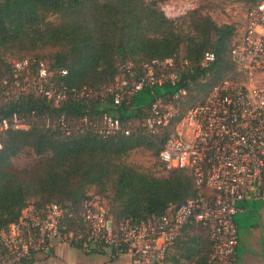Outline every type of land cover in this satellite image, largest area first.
I'll use <instances>...</instances> for the list:
<instances>
[{"label":"built area","instance_id":"obj_1","mask_svg":"<svg viewBox=\"0 0 264 264\" xmlns=\"http://www.w3.org/2000/svg\"><path fill=\"white\" fill-rule=\"evenodd\" d=\"M194 7L195 0H186V9ZM229 56L235 77L214 84L202 102L182 111L183 77L192 72L186 58L126 61L109 84L77 89L67 87L62 79L66 70L47 58L12 59L9 73L0 78V148L7 131L25 130L35 120L4 113L9 103L32 97L48 106L79 99L128 106L141 90L169 85L174 89L154 97L142 119L121 120L103 112L70 125L64 116L41 115L40 126L63 135L94 131L101 138L165 131L156 160L165 171H186L195 196L140 221H114L107 203L93 196L81 202L78 212L54 202L37 207L27 200L17 218L0 229V264H21L57 243L85 253L104 251L110 258L128 254L131 264H164L167 249L194 223L208 229L210 251L204 264H234L236 203L264 200V0L245 11ZM214 59L211 51L203 52L199 67L208 69Z\"/></svg>","mask_w":264,"mask_h":264},{"label":"trees","instance_id":"obj_2","mask_svg":"<svg viewBox=\"0 0 264 264\" xmlns=\"http://www.w3.org/2000/svg\"><path fill=\"white\" fill-rule=\"evenodd\" d=\"M165 1L0 0V78L9 73L6 55L47 58L66 70L62 79L67 87L76 89L109 84L126 61L182 57L189 61L192 72L183 77L186 95L181 99V111L200 103L214 84L235 75L229 52L236 28L231 23L217 24L198 9L176 22L164 15L160 5ZM236 1L250 7L261 0ZM46 47L55 51L44 56L33 53ZM205 51L215 57L208 69L198 64ZM156 88L141 90L128 106L92 99L48 106L32 97L9 103L4 113L15 111L36 121L25 130H9L3 137L0 229L17 218L27 200L37 207L54 202L78 212L81 202L91 196L90 186L108 187L103 201L114 221L160 215L195 196L186 171L156 177L124 161L139 148L156 155L165 131L101 138L94 131L63 135L40 126L41 115L64 116L70 125L84 115L95 118L103 112L121 120L142 119L154 97L174 89L169 85ZM23 152L33 157L32 163L17 167L12 160Z\"/></svg>","mask_w":264,"mask_h":264},{"label":"crops","instance_id":"obj_3","mask_svg":"<svg viewBox=\"0 0 264 264\" xmlns=\"http://www.w3.org/2000/svg\"><path fill=\"white\" fill-rule=\"evenodd\" d=\"M236 207L237 212L233 216L237 236L234 264H261L264 262V200H241L236 203ZM236 215L254 218L236 219ZM209 251L207 227L201 224H189L184 227L181 237L167 249L164 264H204ZM30 264L131 263L128 254L110 258L104 251L85 253L78 251L72 245L68 248L59 245L48 255H36Z\"/></svg>","mask_w":264,"mask_h":264},{"label":"rangeland","instance_id":"obj_4","mask_svg":"<svg viewBox=\"0 0 264 264\" xmlns=\"http://www.w3.org/2000/svg\"><path fill=\"white\" fill-rule=\"evenodd\" d=\"M185 2L186 0H166L160 5V7L166 17L173 19L176 22H179L180 17H183L186 13L191 12L195 9H198L202 13H206L210 15V17L214 20L215 23L217 24L231 23L235 26L236 29L240 27L243 15L245 11L247 10V8L249 7L248 4H245L243 2L236 1V0H195V7L193 9H186ZM54 51H55V48L46 47V48L35 50L33 51V53L44 56V55H51ZM4 59L5 61L10 62L12 59H14V56L6 55ZM229 77H235V75L229 76ZM155 90H158V88L155 87ZM197 95H200V94H197ZM195 102H196V99H194V103ZM32 159L33 157L30 154H28L27 152H23L20 155L14 157L12 162L17 167H23V166H27L31 164ZM124 161L126 164L134 166L139 171L150 173L156 177H164L168 174V171H165L164 169H162V167L156 160V155L147 149L139 148V149L132 150L128 154V156L124 159ZM88 193L91 194V196L95 197V199L98 202H101L103 201V199H105V197L109 193V190H108V187L102 189L97 186H90L88 188ZM247 200H251V199H247ZM238 217L242 219L243 218L244 219L254 218L253 216H249V217L248 216L241 217L239 215L235 216L236 219ZM59 245H62V247H66V248H68L69 246V244L67 243H57L48 252L34 253L27 261L21 264H30L31 261L35 259L36 255H39V254L48 255L49 253L53 252L54 249ZM75 248L78 249V251H80L79 248L77 247ZM86 255H89V254H86Z\"/></svg>","mask_w":264,"mask_h":264}]
</instances>
